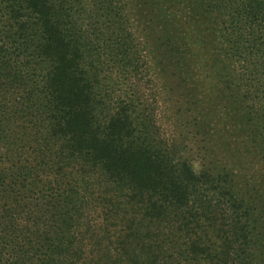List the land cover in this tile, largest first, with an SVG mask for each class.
I'll use <instances>...</instances> for the list:
<instances>
[{
	"label": "trees",
	"instance_id": "1",
	"mask_svg": "<svg viewBox=\"0 0 264 264\" xmlns=\"http://www.w3.org/2000/svg\"><path fill=\"white\" fill-rule=\"evenodd\" d=\"M0 264H264V0H0Z\"/></svg>",
	"mask_w": 264,
	"mask_h": 264
},
{
	"label": "rangeland",
	"instance_id": "2",
	"mask_svg": "<svg viewBox=\"0 0 264 264\" xmlns=\"http://www.w3.org/2000/svg\"><path fill=\"white\" fill-rule=\"evenodd\" d=\"M123 1V0H122Z\"/></svg>",
	"mask_w": 264,
	"mask_h": 264
}]
</instances>
